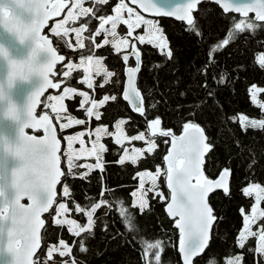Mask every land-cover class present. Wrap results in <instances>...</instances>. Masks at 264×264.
Returning <instances> with one entry per match:
<instances>
[{"label": "snow or ice", "instance_id": "snow-or-ice-1", "mask_svg": "<svg viewBox=\"0 0 264 264\" xmlns=\"http://www.w3.org/2000/svg\"><path fill=\"white\" fill-rule=\"evenodd\" d=\"M70 0H0V30L4 31L10 39L7 43L0 42V64L4 67V73L0 77V126H6L0 130V256L5 255L7 250L11 258L6 264H57L56 258L69 257L68 260L61 259L59 264H78L73 257V247L63 238H58L56 242L49 241L42 256H36L41 247V230L44 229L45 219L41 216L47 213L56 202V186L60 183L61 177L65 173L60 168L61 142L57 138L56 129L52 125L49 115L45 112L37 118L36 108L40 104V98L49 89H60L64 83L62 79L54 83L50 75H54V68L57 62L65 60L64 55H59L57 49L52 46V41L46 35H42V29L47 26L48 20L53 16H60L64 8L68 7ZM109 0H92L93 5H106ZM203 2H214L219 5L224 13L235 12L242 14L238 22L234 23V30L239 34L245 31L254 32L256 29L264 27V0H252L251 3H236L235 0H183L175 6L165 8L158 0H131V4L137 5L139 9L146 13H154L174 17L177 20L186 22V30L195 35L202 36V26L198 27V21L194 12L200 11L199 5ZM85 0H74L72 7L66 14V18L56 23L51 31L55 36L61 38L65 47L74 49L70 40L65 39L69 33L75 34L76 45L79 49H85L84 39L91 40L88 47L89 55L81 56L79 65L71 62L65 67L67 71H62V77H70L74 69L83 68L84 75L79 83L86 84L87 88H95L93 79V66L95 76L103 77L99 87L103 88L111 82L115 75L103 64L106 57L94 55V49L106 45H111L116 53L121 48H127L130 41L127 38L119 37L118 26L123 24L127 27L126 36L132 37L135 30L141 26L149 29V38L146 40L144 34H139L134 38L141 44L148 43L159 50L167 59H172L173 52L169 47V42L165 34L152 21L141 15L136 9L129 7L125 0H119L117 6L113 8V15H96L94 7H85ZM127 12V18L124 15ZM254 12V17H249V13ZM80 17H93L98 20L97 29L89 37L82 38V34L88 30V23L79 27L67 28L65 25L69 21L75 23ZM202 19L207 21V15H202ZM210 23V22H209ZM107 26V27H106ZM154 29V31H153ZM104 35L110 37L103 39L101 44L95 43V37ZM234 31L229 30L227 38L222 40L223 45H228L233 38ZM221 44L213 46V51L219 49ZM166 50V51H165ZM41 53L46 54L43 62L40 60ZM130 55L135 56V67H127L125 74V88L121 93L122 99L126 101L133 111L141 116L145 114L144 96L136 84L137 74L141 70V52L132 44L130 54L122 56L123 62L127 65ZM259 65L264 68V55L257 57ZM210 57L209 65L212 63ZM33 77L39 78L38 86L32 85ZM227 77L221 75L217 83H225ZM30 85L27 92L26 103L20 107L14 99L17 88L22 85ZM207 87L206 83L203 85ZM261 91L255 86L249 89L250 100L254 106L264 108V104L257 99L258 92ZM207 95L211 96L209 91ZM73 96L81 97L80 106L83 108L88 118L95 117L101 119L100 108L104 107L110 100L115 102L116 95H104L97 101L94 97H89L87 92L77 91L74 87H64L61 95H48V103L45 107L51 108L56 113V119H61L60 113L66 111L64 101ZM84 105H89L84 107ZM67 122L61 123V130L68 129L75 125H82L85 120L74 118L71 115L66 117ZM236 120L237 117H232ZM239 123L243 129L264 130V120L257 121L249 119L244 115H239ZM125 120H120L115 124L116 133H109L107 126L98 127L95 130V141L92 143L90 155H95L97 163L87 166L89 171L99 168L103 171L100 153L106 151L105 146L100 143L102 134L116 135L115 143L121 144V136H124L122 125ZM162 121L159 117L149 123V130L152 136L157 133L160 136L171 137V149L165 156L167 186L171 193V201L167 206V212L174 220L175 227L179 229L180 241L179 252L182 254V264H193L194 258L202 255L208 248L213 224L218 217L214 215V209L208 203V196L214 190H222L225 195L230 194L229 178L231 170L224 168L217 179L212 180L205 176L203 171L204 156L208 153L212 145L207 143V136L203 128L193 122L183 124V134L176 137L171 130L160 128ZM43 128L45 136L37 138L29 135L28 129ZM118 133V135H117ZM85 133L78 135H68L64 139L67 141L68 176L72 178H84L88 173H76L73 171L75 160L80 158V153L73 148L74 142H78L83 149L85 144L82 137ZM125 139L145 140L144 133ZM167 143V141H165ZM147 151L153 152L156 148L155 140H147ZM179 143V147H178ZM138 155H142L140 150H136ZM126 159H131L135 164L137 157H128L125 153L123 159L118 162L123 164ZM77 167H85L77 165ZM161 174L159 166L155 174L150 171L140 173L139 194L133 192L136 197L131 206L126 205L123 200H117L115 204L109 205L106 200L93 202L88 208L76 204L75 211L80 213L84 223L67 218L66 213L69 208L65 202H60L57 207L56 215L51 218V227L63 229L77 238H81L79 252L86 253L88 247L83 243V239L93 238L96 224V214L104 208L106 211L111 209L118 212L121 222L130 232H137L136 215L130 211V207L138 208L139 214L149 207L147 194L156 188V182ZM151 179V187L145 190L143 177ZM247 196L255 193V205L251 209V216H243V228L238 234L237 243L239 248H245V242L250 236H257L259 245L256 252L264 256V226L257 232L252 231V225L257 218L264 219V210H259L257 206L264 199V187L253 185L242 189ZM70 195L67 184L63 186V196ZM103 195V190H102ZM163 199V194L156 192ZM27 198L29 206H25L21 201ZM243 214V209L241 210ZM63 217V218H61ZM87 233V237L82 234ZM56 235L55 232H45V238ZM142 254L145 264H163L162 253L164 251L163 242L156 239L150 242L146 239L140 240ZM36 259H33V257ZM150 257V258H149ZM243 256L236 255L229 258L225 264H242ZM212 264H216L215 261Z\"/></svg>", "mask_w": 264, "mask_h": 264}, {"label": "trees", "instance_id": "trees-1", "mask_svg": "<svg viewBox=\"0 0 264 264\" xmlns=\"http://www.w3.org/2000/svg\"><path fill=\"white\" fill-rule=\"evenodd\" d=\"M118 3L119 0H109L106 5L91 3L90 7L96 9L97 16H106L113 15L112 10ZM199 9L200 11L194 13L198 27L202 26V36L199 37L186 30L185 22L172 19L158 20L173 52L170 60L157 47L147 43L141 45L133 40L132 43L141 52V70L138 74L137 87L144 96L143 116L134 113L121 96L124 90L125 70L128 66H135V60L131 59L126 65L121 54L116 53L111 45L94 49V55L106 57L104 59L106 68L115 73L111 82L103 88L99 87L101 80L95 83L94 98L99 101L104 95H116L117 100L115 102L110 100L100 109L101 119H92L90 128L107 126L108 132L113 133L115 124L125 120L124 130L128 137L144 133L148 140H155L156 148L151 153H145L135 164L132 162L121 164L118 161L121 160L129 143L118 145L112 136H106L103 138L106 151L101 157L102 172L99 168L87 171L84 167H77L84 160L77 161L73 166L76 173H88L84 178L68 176L62 152L65 175L55 206L45 217L47 225L42 236L43 248L38 256L43 255L49 241L56 242L58 238H63L69 245H75L72 255L78 264H145L140 240L154 242L159 239L164 245L163 264H182L178 250L180 232L175 227V220L165 211L170 194L163 174L166 171L164 158L169 151L170 138L160 136L158 133L152 136L149 130V123L159 117L162 121L160 128L171 130L175 135L182 132L183 124L186 122H193L204 129L208 138L207 143L212 145L204 163V171L208 178L216 179L224 168L231 170L230 194L225 195L223 191H218L210 197V205L218 219L207 250L193 264H212L213 261L216 264H225L227 259L236 255L243 256L242 264H264V256L255 251L259 245L258 235L250 236L245 242L244 249L239 248L237 243L238 234L243 228V216L248 215L255 205V194L247 196L242 189L253 185L264 187V130L252 128L242 130L238 120L241 114L249 119L264 120V108L254 106L249 93L252 86L260 89L257 99L264 104V68L257 60L259 55H264V27L254 32L245 31L239 34L234 30V23L243 18L241 15L226 14L218 5L209 2L202 3ZM202 15H207V21L202 19ZM251 17L254 16L249 15L244 19ZM86 22L88 30L85 31V37H89L97 29L98 20L93 17H80L75 25L80 26ZM229 30L234 31L233 38L228 45H223L221 42L227 38ZM126 32L127 30L122 27L120 33L124 35ZM46 33L50 36L48 30ZM52 38L57 50L66 56V62L91 54L88 51L92 43L89 39H85V49L73 53L60 46L55 37ZM95 43L101 44L102 37L96 36ZM216 44L221 46L213 51ZM210 57L213 62L209 65ZM61 71L60 66L57 69L59 80ZM221 75L227 77L223 84L217 83ZM81 78L82 73L64 78V86L85 90L84 85L78 82ZM205 83L207 87L203 86ZM209 91L212 93L211 96L207 95ZM80 101V97L76 96L67 100L66 106L69 115L85 120L81 127L83 129L88 123ZM45 105L46 97L43 99L40 113L47 112L52 116L50 111L45 109ZM232 117L237 119L233 120ZM59 137L64 149L63 132L59 131ZM133 144L143 147L145 143L134 141ZM158 166L162 171L158 180L159 190L164 198L149 193V207L142 215L139 214L138 208L130 207V211L137 213V232L126 229L117 211L111 209L106 211L101 208L96 214L94 237L83 239L88 251L81 253L79 252L81 238L71 236L66 227L63 229L51 227V218L54 217L56 206L60 202L67 204L69 217L81 224L84 223V219L75 211L76 204L88 208L93 202L101 199L108 201L109 205L115 204L119 199L131 206L134 200L132 193L138 188V174L146 171L156 173ZM65 184L70 189V195L67 197L62 194ZM259 210H264V199L259 204ZM261 226H264V219L257 218L252 225V231L257 232ZM46 231L58 233V236L45 238ZM87 236V233L82 234V237ZM61 259L70 258L57 257V264Z\"/></svg>", "mask_w": 264, "mask_h": 264}, {"label": "rangeland", "instance_id": "rangeland-1", "mask_svg": "<svg viewBox=\"0 0 264 264\" xmlns=\"http://www.w3.org/2000/svg\"><path fill=\"white\" fill-rule=\"evenodd\" d=\"M72 3H74V0H71V6H70L69 9L66 11L65 15L63 16V18L60 19V20H58V21H56V22H54V23L51 25V27L48 29V32H49L50 36L55 37V38L57 39V41L60 43V46H63L66 50L75 53L76 51L81 50V49H79V48H78V45H76V39H75V34H74V33H71V32H70V33H69V36L65 38V39L70 40L71 44L74 46V49H69V48H67V47L64 46L63 41L61 40V38L55 36V34L51 31V29H52L53 27H55L56 23H59V22L63 21V20L66 18V14H67V12L70 10V8L72 7ZM91 3H92V0H85L84 6H85V7H90V4H91ZM125 3H127L129 7H132V6L128 3L127 0H125ZM132 8H134V7H132ZM134 9H135V8H134ZM136 10H137V9H136ZM137 11H138V10H137ZM138 12H139V11H138ZM113 14H114V13H113ZM140 14H141V13H140ZM124 15H125V17L127 18V12H124ZM141 15H142V14H141ZM145 18H146L147 20H149V21H152V22H153L157 27H159V29L163 32V30H162V28L160 27L159 22H158L157 19L148 18V17H145ZM77 21H78V20H77ZM77 21H76V22H77ZM76 22H75V23H76ZM75 23H73L72 21H69V24H68V25H65V27H67V28L79 27V26H76ZM106 27H107V26H106ZM122 27H124V28L127 30V27H126L125 25L120 24V25L118 26V29H117L118 34H119V37L127 38V39L130 41V43H129V46H128L127 48H121V50H120V52H119L118 54L128 53V52H130V51L132 50V44H133L132 42H133V40H136V39L134 38L135 36H137V35H139V34H144L145 37H146V40L149 38V29L147 28V26H141L140 28L136 29L132 37H128V36H126V33H127V32H126L124 35H122V34L120 33V30H121ZM153 31H154V29H153ZM84 37H85V32L82 34V38H84ZM100 37H102V41H103V39H105V38H109V39H111L110 37H105L104 35H101ZM136 41H137V40H136ZM137 42H138V41H137ZM84 43H85V39H84ZM147 44H148V43H147ZM158 49H159V48H158ZM114 51H115V50H114ZM165 51H166V50H165ZM261 55H262V54H261ZM259 56H260V55H259ZM97 57H98V56H97ZM79 60H80V58L69 60V61L66 62L64 65L61 66V67H62V71H67V68L65 67V65H66L67 63H69V62H71V63H73V64H75V65H79ZM103 64H104V60H103ZM104 66H105V64H104ZM62 71H61V72H62ZM92 71H93V79L95 80V83H96L98 80H101V81L103 80V77H102V76H100V77L95 76V67H94V66H93ZM80 73H82V78L80 79V80H82L83 77H84V75H86V74L83 72V68H82V67H79V68H77V69H74L73 72H72V75H71V76H75V75L78 76ZM71 76H70V77H71ZM64 78H68V77H62V76H61V73H60V81H61L62 79H64ZM112 78H113V77H112ZM112 78H111V79H112ZM81 84L84 85V87H85L86 89H85V90H80V89H77V88H76L77 91H78V92H79V91L87 92L88 95H89V97H94V95H95V88H94V89H89V88H87L86 84H84V83H81ZM64 87H70V86H63V87L60 89V91H58V92H53V93H50V94H48V95H61L62 92H63V88H64ZM48 95H47V96H48ZM47 96H46V98H47ZM74 97H76V96H73L71 99H73ZM78 97H79V96H78ZM80 99H82V98L80 97ZM67 100H69V99H65V101H64V105H65L66 111H62V112L60 113L61 119H60L59 121H57V119H56V113H53L52 110H51V108L45 107V109H48V110L50 111V113L52 114V116H53V118H54V120H55V123H56V125H57V127H58V130L61 131V132H63L64 149L62 150V152H63V155H64V159H65L66 167H67V157H66V155H65V152H66V150H67V141H66L64 138H65L66 136H68V135H78V134L81 133V132L85 133V135L82 137V139H83L84 142H85V144H84V146H83V149H82V146H81L78 142H74V144H73V148H74L75 150H77V152L80 153V158L77 159V160H75L74 165H76L77 161L84 160V162H83L81 165H84V166H85L84 168H85L87 171H89V169H88L87 166H89V165H95V164L97 163L96 158H95V155H90V154H89V153H90L91 146H92V143L95 141V130L98 128V127L95 128V129H91V128H90L91 120H92V119H95V117H94V116H93L92 118H88V117H87V123H88V125H86V128L81 129V127H83V125H84V124H82V125H75V126L70 127V128H68V129L61 130V128H60V124H61V123H66V122H67L66 117L69 116V114L67 113V106H66V102H67ZM47 103H48V101H47V99H46V104H47ZM88 106H89V105H84V107H88ZM81 108H82V107H81ZM82 109H83V108H82ZM100 109H101V108H100ZM100 109H99V111H100ZM124 124H125V123H124ZM124 124L122 125L123 133H124V136L128 137V136L126 135V133H125V130H124ZM107 131H108V129H107ZM113 133H116V129H115V128H114V132H113ZM117 135H118V133H117ZM106 136H109V135H104V134H102V139H101L100 143H102L103 145H104V143H103V138L106 137ZM110 136H112V138H113L114 141H115V139H116V135H110ZM124 136H121V144H119V145H124V144H126V143H129V145L125 148L124 153H123L121 159L124 158L125 153H126L128 157H130V158H131V157H137V160H139L141 157L144 156L145 153L148 152V151H147L148 144L146 143V141H147L148 139L146 138V136H145V140L125 139ZM129 138H130V137H129ZM134 141H142V142H144L145 144H144L143 147H139V146H136L135 144H133ZM104 146H105V145H104ZM136 150H140V151L142 152V155H138V153L136 152ZM103 152H104V151H103ZM103 152L100 153V156H101V157H102V155H103ZM148 153H149V152H148ZM92 160H94L95 162L92 163V162H91ZM125 162H131V159H126ZM74 165H73V166H74ZM160 172H161V174H162V171H161V170H160ZM141 173H143V172H141ZM139 174H140V173H139ZM139 174H138V176H137V177H138V188L135 190V192H137L138 194H139V183H140V176H139ZM153 174H155V173H153ZM161 174L159 175V177L161 176ZM159 177H158V180H159ZM143 179H144V181H145V190H147L148 188L151 187V179H150V177H148V176L143 177ZM158 180H157V182H156V188H155L153 191H149L148 194H149V193H153L154 195H156V192H160V193H161V191L159 190ZM62 194H63V192H62ZM148 194H147V197H146L147 200H148ZM254 194H255V193H254ZM133 198H134V200L136 199V197H133ZM254 206H256V205H254ZM254 206H253V207H254ZM57 207H58V205L56 206V211H57ZM257 208H258V211H259V205L257 206ZM55 215H56V213H55ZM55 215H54V216H55ZM66 216H67V218H70V217H69V212L66 213ZM248 216H251V212L248 214ZM61 218H63V217H61ZM71 219H72V218H71ZM42 264H43V262H42ZM48 264H51V261H49Z\"/></svg>", "mask_w": 264, "mask_h": 264}, {"label": "water", "instance_id": "water-1", "mask_svg": "<svg viewBox=\"0 0 264 264\" xmlns=\"http://www.w3.org/2000/svg\"><path fill=\"white\" fill-rule=\"evenodd\" d=\"M128 1V3L132 6V7H134L135 9H137L142 15H144L145 17H148V18H153V19H157V20H159V19H172V20H175V21H178V22H183V21H180V20H177L176 18H174V17H169V16H164V15H157V14H154V13H146V12H143L141 9H139V7L137 6V5H133V4H131V0H127ZM158 2L161 4V6H163V7H165V8H171V7H173V6H175L176 4H178V3H182L183 2V0H158ZM235 2L236 3H251L252 2V0H235ZM203 3H205V2H203ZM213 4H215L214 2H212ZM202 4V3H201ZM217 5V4H216ZM71 6V0H70V2H69V4H68V7H66V8H64V10H63V12L61 13V15L60 16H53V17H51L49 20H48V22H47V26H45L43 29H42V35H46V36H48V38L52 41V46L54 47V48H56V46H55V44H54V41H53V38L52 37H50L47 33H46V31L51 27V25L54 23V22H56V21H58V20H60V19H62L63 18V16L65 15V13H66V11L69 9V7ZM200 6V5H199ZM199 6H198V8H199ZM219 6V5H218ZM220 7V6H219ZM221 8V7H220ZM222 9V8H221ZM223 11V10H222ZM195 13V12H194ZM193 13V14H194ZM229 13H233V14H237V15H241L242 16V14H240V13H235V12H229ZM226 14H228V13H226ZM249 15H252V16H254L255 15V13L254 12H250L249 13ZM186 23V22H185ZM10 39V37H8L7 36V34L4 32V31H2V30H0V42H4V43H7L8 42V40ZM57 49V48H56ZM132 51V50H131ZM131 51L130 52H128V53H124V54H130L131 53ZM57 53L59 54V55H64V54H61L58 50H57ZM124 54H121V57L124 55ZM46 54H44V53H41V55H40V60H41V62H43V57L45 56ZM65 56V55H64ZM131 59H134L135 60V56L134 55H130V58H129V61L131 60ZM66 61H67V59H66V56H65V60L64 61H62V62H57V64H56V66H55V68H54V75H50V79H52V81L54 82V83H56V82H59L60 80H59V73L57 72V69H58V67H60V66H62V65H64L65 63H66ZM128 61V62H129ZM136 66V65H135ZM135 66H128V67H135ZM126 70H127V68H126ZM126 70H125V74H126ZM3 73H4V67H3V65L2 64H0V77H2V75H3ZM139 74V73H138ZM138 74H137V78H136V84H137V80H138ZM38 84H39V78L38 77H33V80H32V85H34V86H38ZM64 86V83H62L61 84V88ZM125 86H126V84H125V82H124V88H125ZM60 88V89H61ZM60 89H51V88H49L45 93H44V95L43 96H41V98H40V104L37 106V108H36V116H37V118H39L40 116H42L45 112H43V113H40V109H41V106H42V102H43V99L48 95V94H50V93H53V92H58V91H60ZM30 90V85H27V84H22V85H20L18 88H17V90H16V97H14V99L18 102V104H19V106L20 107H23L24 106V104L26 103V99H27V92ZM126 102V101H125ZM127 103V102H126ZM128 104V103H127ZM129 105V104H128ZM129 107H130V109L132 110V108H131V106L129 105ZM133 111V110H132ZM134 113H137V112H135V111H133ZM47 113V112H46ZM48 114V113H47ZM137 114H139V113H137ZM49 115V117H50V119H51V122H52V125L55 127V129H56V135H57V138L60 140V142H61V147H60V152L58 153V155L60 156V168H61V170L64 172V170H63V167H62V159H61V153H62V150H63V142H62V140L60 139V137H59V131H58V128H57V125H56V123H55V120L53 119V117L50 115V114H48ZM4 127H6V126H0V130H3V128ZM201 127V126H200ZM202 128V127H201ZM204 130V129H203ZM27 132H28V134L29 135H34V136H36L37 138H43L44 136H45V133H44V131H43V128H40L39 130H37V129H28L27 130ZM36 133H39V135H37ZM183 134V130H182V132L179 134V135H175L176 137H179V136H181ZM204 134H205V132H204ZM170 138V147H169V151H170V149H171V141H172V138L171 137H169ZM178 147H179V143H178ZM169 151H168V154H169ZM209 153V152H208ZM208 153H206V155L208 154ZM167 154V155H168ZM206 155L204 156V163H205V157H206ZM164 162H165V159H164ZM165 166L167 167V165H166V162H165ZM203 171H204V164H203ZM204 174H205V171H204ZM205 176L207 177V175L205 174ZM62 178L63 177H61V179H60V183L59 184H57V186H56V193H57V195H56V200L58 199V196H59V188H60V185H61V182H62ZM208 178V177H207ZM210 179V178H209ZM217 179V178H216ZM212 180H215V179H212ZM230 180H231V175H230V178H229V187H230ZM166 186H167V182H166ZM167 189H168V192H169V194H170V199H169V201H168V203H167V205H166V207H165V211H166V213L168 214V212H167V206H168V204L170 203V201H171V193H170V190H169V188H168V186H167ZM218 191H222V190H219V189H217V190H214L213 192H211L210 194H209V196H208V203H209V205H210V197L214 194V193H216V192H218ZM21 203H23L25 206H29L30 205V201L27 199V198H25V199H23L22 201H21ZM56 203V202H55ZM55 203L53 204V206L49 209V211L47 212V213H43L42 214V216H41V218L42 219H45V217L52 211V209L54 208V206H55ZM211 206V205H210ZM169 215V214H168ZM171 219H173L172 217H170ZM175 220H179V217L177 216L176 218H175ZM45 221H46V219H45ZM216 223V222H215ZM215 223L213 224V226H212V231H213V228H214V225H215ZM46 225H47V221H46V223H45V226H44V229H42L41 230V236H43V232H44V230H45V227H46ZM179 230V229H178ZM212 231H211V236H212ZM211 240V239H210ZM42 248H43V238H42V240H41V247H40V249L37 251V253H36V256H38V254L41 252V250H42ZM207 250V249H206ZM205 250V251H206ZM205 251H204V253H205ZM203 253V254H204ZM181 254V253H180ZM203 254L202 255H200V256H198V257H196V258H194V260H193V263H194V261L196 260V259H198V258H200L201 256H203ZM11 258V254L10 253H8L7 252V250H6V252H5V255H3V256H0V264H6V261L7 260H9ZM181 258H182V254H181ZM33 259H36V257L34 256L33 257Z\"/></svg>", "mask_w": 264, "mask_h": 264}]
</instances>
